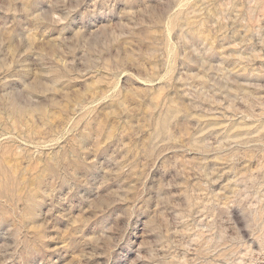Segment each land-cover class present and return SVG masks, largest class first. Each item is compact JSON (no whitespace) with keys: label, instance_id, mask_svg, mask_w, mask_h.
Segmentation results:
<instances>
[{"label":"rangeland","instance_id":"obj_1","mask_svg":"<svg viewBox=\"0 0 264 264\" xmlns=\"http://www.w3.org/2000/svg\"><path fill=\"white\" fill-rule=\"evenodd\" d=\"M0 264H264V0H0Z\"/></svg>","mask_w":264,"mask_h":264}]
</instances>
